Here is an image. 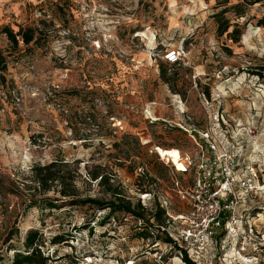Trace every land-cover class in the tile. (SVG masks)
I'll return each instance as SVG.
<instances>
[{"label": "rangeland", "instance_id": "obj_1", "mask_svg": "<svg viewBox=\"0 0 264 264\" xmlns=\"http://www.w3.org/2000/svg\"><path fill=\"white\" fill-rule=\"evenodd\" d=\"M238 3L241 14H224L242 29L234 42L218 34L215 14ZM5 26L39 30L31 44L15 46ZM168 49H180L179 64L165 61ZM0 52L7 64L0 71V264L25 250L31 229L43 233L50 264H185L188 245L165 241L133 215L117 212L104 224L109 210L47 208L43 198L59 193H42L33 168L68 162L83 197H109L87 174L106 167L134 203L154 207L140 191L151 187L176 216L189 207L162 156L183 170L179 156L198 155L196 141L218 111L229 122L220 136L240 155L238 172L253 167L263 190L242 206V225L255 230L243 239L247 250L222 229L193 261L264 264V78L255 72H264V0H0ZM184 174L185 188L192 170ZM95 212L97 222L82 228ZM183 227L169 225L173 239ZM60 233L74 238L51 243Z\"/></svg>", "mask_w": 264, "mask_h": 264}, {"label": "built area", "instance_id": "obj_2", "mask_svg": "<svg viewBox=\"0 0 264 264\" xmlns=\"http://www.w3.org/2000/svg\"><path fill=\"white\" fill-rule=\"evenodd\" d=\"M165 61L169 64H179L181 61L180 49H168L164 53ZM229 122L223 113L218 111L211 116L209 127L200 133L201 143L196 141L199 148L196 157L179 156L183 170H179L169 156H162L168 164L171 163L173 184L179 198L188 205V211L171 214L168 198H162L158 193H144L151 199L156 195L161 206L168 216L167 227H162L168 235H174L168 230L169 225L179 221L183 227L180 239H173L171 244L180 242L189 246L188 255L192 260L194 254H204L212 244L214 235L224 229L228 236L238 242L237 250H247L243 239L247 236V230L255 231L254 226L242 225L245 217L244 210L247 198L256 194L259 190L256 181L259 179L253 167L240 174L237 169L239 156L234 152V147L227 140H223L220 134L227 137ZM255 131H253L254 133ZM205 143V144H204ZM157 150V149H156ZM153 152V150H151ZM160 154V153H159ZM192 170V182L183 187L179 176ZM186 175V174H184ZM144 198V197H142ZM243 209V211H242ZM259 211L256 212L257 215ZM153 234V233H152ZM154 235V234H153ZM131 264V261H128Z\"/></svg>", "mask_w": 264, "mask_h": 264}, {"label": "trees", "instance_id": "obj_3", "mask_svg": "<svg viewBox=\"0 0 264 264\" xmlns=\"http://www.w3.org/2000/svg\"><path fill=\"white\" fill-rule=\"evenodd\" d=\"M239 7L240 3L231 7H226L215 14L219 24L218 34L220 36L226 34L227 37L232 39L234 42L240 41L242 29L239 23H231V21L226 18L224 14L231 8L237 10V14H241L242 11L238 10ZM37 30H39L37 27L35 28L32 26L27 28H19L17 31L13 30L9 26L2 28V32L8 35V38L15 46H18L20 42L25 45L31 44L36 39ZM228 50L229 52H232L231 49ZM162 66V75L166 78L167 69L164 65ZM6 69L7 64L5 58L0 52V71H5ZM255 72H257L256 74L258 76L264 78V72L262 70ZM207 93L209 94V91H207ZM67 164L68 162L55 160L45 165L38 164L33 168L34 179L42 193L47 194L52 190L59 193V196L54 198H43V202L46 204L47 208L61 209L65 206H88L89 208H94L96 212L109 210V213L103 217L102 222L104 224L110 221L111 216L115 213L124 212L144 221L150 227H156L157 230L162 232V234L165 236L163 237L165 241L169 243L174 242L166 230H162V227L168 226V217L166 216V210L161 206V203L158 200V196L155 195L152 199L155 203L154 207H146L140 200L134 203L132 198L127 195V192L123 186L120 183H115V174L108 172L106 167L97 165L87 171V174L90 178L88 179V183L89 181H96L103 189L104 194L108 195L109 197H83L78 187L74 183L75 178L71 176L67 170ZM145 175V173H141L140 178H144ZM150 188L143 187L140 189V191L142 194L152 193L154 190ZM37 204V199H35L33 196L30 206H36ZM96 212L92 218L82 225V228H91V222H97ZM152 220H155L156 223H153ZM80 228L81 227H78L77 229ZM42 234L43 233L37 229L29 230L24 241L25 250L16 251L11 264H50L49 262L53 257L42 254L43 251H41L43 245L46 243V239L42 236ZM140 234L146 237L153 235L152 231H142ZM158 237L161 238L162 235H158ZM69 238L73 239L74 234L60 233L50 239V242L59 244L67 241ZM62 260H67V257ZM183 260L185 264H197L189 257L188 253L186 252L183 254Z\"/></svg>", "mask_w": 264, "mask_h": 264}]
</instances>
